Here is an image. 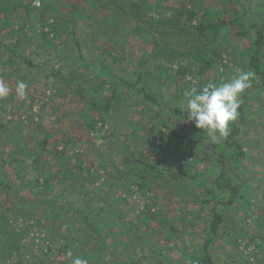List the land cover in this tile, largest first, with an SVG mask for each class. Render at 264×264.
<instances>
[{"label": "rangeland", "instance_id": "rangeland-1", "mask_svg": "<svg viewBox=\"0 0 264 264\" xmlns=\"http://www.w3.org/2000/svg\"><path fill=\"white\" fill-rule=\"evenodd\" d=\"M99 1L92 5L87 0H55L53 4L40 0V10L34 9L25 20L28 25L17 43L16 54L9 49L17 41V33L11 34V30L22 24L26 9L23 5L12 9L11 24L5 23L7 19L0 21L4 43L0 46V78L10 87L9 95L0 99V122L5 127V133H0V219L8 221L6 227L26 264H71L66 255L69 250L88 264H117L119 257L131 264H191L195 255L202 254L216 200L196 201L193 193L196 191L202 198L203 188L199 185L191 190L188 178L179 171L212 180L217 177L216 162L204 159L196 148L183 147L181 152L173 149L170 137L174 124L182 120L188 129L196 126L169 114L167 108L170 105L186 109L183 88L190 89L198 80L190 73L183 74L181 69H195L197 61L182 55L167 57L165 48L174 49L181 42L178 37L167 45L164 35L154 32L164 38L160 41L145 22L146 30L135 29V18L134 24L127 22L124 29L120 20L110 19L114 8L101 7ZM185 1L190 2L147 0L145 20L165 31L160 18H170L172 8L176 12ZM206 1L218 9L226 6L222 0ZM242 1L256 9L264 8V0ZM81 8L84 12L79 14ZM74 12L78 13L75 29L82 54L70 37V25L59 21L60 27H42L45 20L53 22L60 15H75ZM42 30L50 31L52 45L40 37ZM236 31V26H230L222 35L223 46H217L221 58L201 77L206 84L229 80L241 72L254 73L247 109L251 123L242 126L238 137L247 157L227 167L233 182L242 184L248 195L233 204H218L226 220L209 252L215 264H264L260 247L264 242V91L253 87L264 82L248 68L244 51L248 40L236 35ZM193 42L189 41L191 45ZM158 67L171 72H165L166 80L162 77L161 85L154 79L155 74L161 73L157 72ZM139 73L146 77L148 89L159 94L162 108L137 95L127 110L118 106V119L109 118L104 129H85L81 112L90 96L84 88L106 80L100 94L107 101L120 90L112 75L134 81ZM18 80L28 85L27 99L16 95ZM72 87H79L81 93L68 94ZM133 120L140 123L130 129L126 124ZM117 121L126 124L120 127V133L113 134ZM47 135L50 149L41 151L40 142ZM191 136L195 138L192 133ZM208 142L207 136L205 143ZM56 145L57 153H50ZM13 146H18L17 153ZM136 158L156 163L163 170L160 176L149 179L145 188L125 184L128 175L139 170L133 163ZM82 169L93 172L85 181L86 193L82 191ZM43 177L50 178L47 189L52 197L43 192ZM219 194V200L230 198L228 190ZM65 200L88 210L91 218L97 215L98 208L104 207L101 214L110 217L112 231L106 244L79 218L69 217ZM152 212H156V217ZM11 238L5 231L0 232V252ZM14 254L11 258L15 256L18 261L16 251ZM11 258L0 264H8Z\"/></svg>", "mask_w": 264, "mask_h": 264}, {"label": "trees", "instance_id": "trees-1", "mask_svg": "<svg viewBox=\"0 0 264 264\" xmlns=\"http://www.w3.org/2000/svg\"><path fill=\"white\" fill-rule=\"evenodd\" d=\"M50 2L55 3V0H49ZM91 2L92 5L96 4V0H87ZM226 4L225 8L218 9L215 5L211 3H207L206 0H190V2H183L181 8L173 9V14H171L170 18H165V20L160 18L163 22L162 25H165V31L160 29L159 27L155 26L154 23L145 20V16L148 12V5L147 0H100L97 4L101 7L111 8L113 9V14L110 16V19L120 20L121 25L125 29L127 26V22H132V19H137L136 22H132L134 24L135 29L141 30L143 28L146 30L147 28L153 29V35L157 37L154 32L159 33L160 35H164V38L160 39L165 40L167 45H170L169 41L174 39V37H178L181 40L179 47H175L174 49L165 48V55L169 58L177 57L179 55L184 56L185 58H191L197 61L195 64V69H181L184 73H190L197 77L198 80L197 86L198 88L205 84V80L201 77L206 70L211 66L212 63H215L220 57L219 51L217 46L223 44L221 43L222 35L227 32V29L230 26H236L239 31H236V35L245 39L247 38L248 43L247 46L244 47L245 55L248 61V68L252 69L256 75L260 76L262 81L264 82V8H253L248 4L244 3L242 0H222ZM21 5L24 6L26 9V16L22 24L19 25V28L12 29L11 34L14 32L17 33V41L10 47V52L12 54L18 53V45L19 39L22 36V31L28 25L26 23V19L31 17L32 11L36 9L34 5H32V0L30 2L23 3L22 0H1L0 1V14L3 12L2 17L0 16V21L3 19H7L5 21L6 24H11L10 22V15L12 13V9L14 10ZM84 7V6H82ZM39 9V8H38ZM150 9V8H149ZM40 10V9H39ZM84 12V8H81L79 14ZM10 14V15H9ZM75 15H67L63 14L60 15L59 18H55L53 22H49V20H45L42 24V27H48L54 29V27L59 26L57 24L61 21L64 26L70 25V29L68 31L70 33V37L74 44L77 45L79 52H81V43L77 37V31L75 26L77 25L78 20L76 19L78 13L74 12ZM5 17V18H4ZM119 17L120 19H116ZM152 18V17H151ZM150 19V18H149ZM184 20V21H183ZM190 23L188 25L186 22ZM194 21H196L194 23ZM145 22V26L143 23ZM161 25V24H160ZM62 26V24H61ZM60 27V26H59ZM147 30V31H148ZM51 31V29H50ZM50 31L41 32V38L43 41L47 42V44L52 45L49 41L48 36L50 35ZM151 31V30H150ZM152 33V31H151ZM3 34V33H2ZM0 33V46L4 45L3 43V36ZM252 34V35H251ZM194 40L193 44L191 45L189 41ZM206 40V41H203ZM119 41V40H116ZM212 42V43H211ZM182 43V44H181ZM211 43V44H210ZM82 54V52H81ZM29 65L33 66L34 63L26 58H23ZM103 69V68H102ZM105 69V67H104ZM157 72L160 74H155V80L161 85V80L165 78L163 76L165 72L168 75H171L169 70L165 68L158 67ZM113 79L116 80L117 86H120V90L117 92H113L111 97L108 98L107 101L105 99H101L102 96L100 91L105 89V82L103 80L99 84H94L91 87L84 88L87 91V94L90 96L89 100L84 103L81 118L83 119V127L88 131H97L102 130L106 127L107 120L109 118L118 119L117 115L119 110L118 106L122 107L125 106V110L133 104L131 101L138 95L144 101L151 103L154 106L162 105L163 101L160 100L159 94H155L148 89L147 83L145 82V76L142 73H139L137 78L134 81H130L125 77L112 75ZM163 77V78H162ZM162 78V79H161ZM116 86V87H117ZM251 87V86H250ZM249 87V88H250ZM253 87L255 89H260L264 91V85L261 84H254ZM186 86L183 88L185 92ZM246 89L245 93L242 96V103L239 108V118L231 124L230 126V134L227 138H223L218 143H212L211 141L205 143L207 139V133L204 130L198 129L197 127L189 128L181 119L187 120L188 114L187 110L181 108L180 106H168L167 112L172 115L178 116L181 120L174 124L173 132L171 133L170 141L172 142L173 149L176 152H181L183 147L186 148H196L197 152H202L204 159L209 161L216 162L215 171L217 172V177L213 178L212 180L204 178H199L198 176H194L187 171H179L180 174L186 178H188L189 183L188 187L195 190L199 185L203 188V192L197 194L196 191L193 193L194 198L196 201L202 202H210L216 200L215 206H213L211 211V218L209 222V236L206 240H204L202 244V254L195 255V259L192 260L191 264H215L214 257L209 252L210 245L214 242V238L218 235V232L222 225H225L224 222L226 220V216L218 210V204L222 205H229L235 203L238 199L244 197L247 198V195L243 190V185L240 183H234L232 177L230 176V169L227 168L228 165L232 167L237 165V163L247 157V151L244 147L243 142L238 138L242 126L250 125V121L247 116V109L250 102V89ZM79 87H72L68 94L76 95L80 94ZM162 108V107H161ZM144 111V110H143ZM156 117H159L156 115ZM130 121L129 119L127 122ZM138 123L137 120H133V123L126 124L122 122H118L115 127L112 129L113 134L120 133V127L123 124H126L127 127L130 129H134ZM100 124V129L97 127ZM154 124V123H153ZM264 127V122L261 123ZM156 127V125L154 124ZM0 133H5V127L0 122ZM192 133L195 138L189 137V134ZM49 135L45 136L40 142V150L41 151H49L47 144H48ZM57 145L54 150L50 151V153H57ZM15 153H17L18 146H13ZM38 159V155L36 154ZM130 163V161L128 162ZM132 163V161H131ZM136 167L139 168L137 173H130L128 175V179L125 181V184H137L141 188H145L148 184V180H152L156 178L159 173H162L163 170L157 166L156 163H151L139 158L134 159ZM93 172L89 169L84 171L82 169L81 172V180H82V191L85 192V186L87 181V177L93 176ZM160 176V175H159ZM138 179H141L138 180ZM39 180H37L38 182ZM200 184H198V183ZM50 183L49 177H43L42 187L43 192L46 195L52 197V193L49 191L48 185ZM190 190V191H191ZM223 190H228L230 192V198L227 201H222L220 199L219 192ZM248 202L249 199H248ZM64 205H66V211L69 214L70 218H79L81 222L85 223V227H89L91 233H95L97 239L106 244V239L111 237L112 231L109 229V218L108 216L102 215L101 213L104 212V207H100L97 210V215L91 218L89 211L84 209L79 204L70 202L65 200ZM63 205V206H64ZM68 205V206H67ZM263 215H264V205L262 207ZM151 208H149V211ZM154 217H156V212H152ZM264 217V216H263ZM6 223L8 221H2L0 219V232L5 231L7 235L12 237L13 234L10 233L6 227ZM261 250L264 251V242L260 244ZM19 245L15 238H11L9 244H3L2 249L0 252V261L7 262V258H11L14 252L16 251L17 257L19 258L18 261H15V256H13L8 264H26L24 263L25 258L20 256L19 254ZM116 263L118 264H131V262L126 258H118Z\"/></svg>", "mask_w": 264, "mask_h": 264}, {"label": "clouds", "instance_id": "clouds-1", "mask_svg": "<svg viewBox=\"0 0 264 264\" xmlns=\"http://www.w3.org/2000/svg\"><path fill=\"white\" fill-rule=\"evenodd\" d=\"M33 3L35 7H40V0H33ZM253 76V72L246 71L229 80H221L219 83L209 81L199 88L193 85L184 92L187 121L194 122L198 129L204 130L212 143H218L221 138H227L231 124L239 118L238 110L242 103V96L251 86ZM15 92L20 99H27L28 85L18 80ZM9 93L8 83L0 78V99L6 98ZM66 255L71 264H88L87 260L74 256L71 250Z\"/></svg>", "mask_w": 264, "mask_h": 264}]
</instances>
